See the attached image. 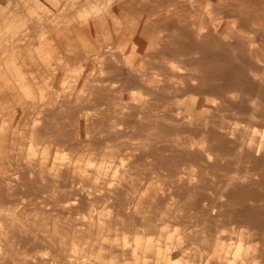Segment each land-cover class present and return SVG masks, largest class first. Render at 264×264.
<instances>
[{
	"label": "bare ground",
	"instance_id": "bare-ground-1",
	"mask_svg": "<svg viewBox=\"0 0 264 264\" xmlns=\"http://www.w3.org/2000/svg\"><path fill=\"white\" fill-rule=\"evenodd\" d=\"M0 115V143L51 131L120 159L111 179L77 158L50 166L59 264H264V0H0ZM123 118L146 137L156 122L158 137L132 146ZM135 163L151 165L146 188ZM37 166L0 157L4 244L38 237L18 196L37 184L30 172L45 175ZM1 245L0 264H47Z\"/></svg>",
	"mask_w": 264,
	"mask_h": 264
},
{
	"label": "rangeland",
	"instance_id": "rangeland-1",
	"mask_svg": "<svg viewBox=\"0 0 264 264\" xmlns=\"http://www.w3.org/2000/svg\"><path fill=\"white\" fill-rule=\"evenodd\" d=\"M218 4L222 5L223 3L219 2ZM218 15L220 14L210 13L209 10H207L204 20L210 21V17H216ZM120 81L121 80H118V82L116 81L117 83L115 84H121L122 82ZM53 86L54 87H51L52 89H58V95L65 92V89L64 91L63 89H59L62 86V82L53 81ZM134 87L135 91H139L138 86ZM66 91L70 92V90L68 91L67 89ZM63 94L62 96L57 95V97L62 98L64 96ZM193 95L194 94L190 93L188 95V99L193 97ZM16 108L19 110L21 107L19 108L18 104ZM184 109H188L187 111L190 112L191 108L190 105H188V102L185 104ZM160 112H162V108L155 107L154 109H152V111L149 112L148 119H156ZM224 114L232 115L233 110H228L224 112ZM18 120L19 117L16 116L14 121L17 122ZM116 121L125 130V136L123 137V139L129 141L132 146L133 143L145 145L146 142H149L152 139L156 140V138L158 137L156 122H153V126L151 128L154 134L146 137L145 135L139 136L136 134L139 132L138 125L129 127V130L131 131H128L127 126L129 122L126 119H116ZM1 124L2 118L0 115V126ZM19 128H21L23 131L20 132V134H25L28 132L29 123L21 120ZM66 128L68 129L70 128V126H67ZM133 131H136V133H133ZM72 141H74V138L72 139ZM70 142L66 143V145L64 143L59 144V139H55L52 135V132L50 131L49 136L42 139L31 138L27 136L26 138L22 139L21 143L19 144H13L10 142L0 143V147H3L5 149V151H0V157H3V160L6 162V166L12 164L13 161L18 158H33L38 163V166L36 168L40 170L41 166L43 165L45 173V175H42L40 179H38L37 175H34L32 174V172H30L26 177L29 180H33V183L37 184L34 186L23 187V189H21L20 193L18 194L21 201L19 205V213H22L21 221L22 223H27L29 231L32 232V234L30 235H35V237H38L35 240H30L26 243L12 241L9 242V244H4L0 240V242L3 244V246L1 245L2 249L4 248L1 255L5 254V251L16 253L20 250L22 251V254H20L21 259L29 258L31 260L35 256H42L46 258L47 264H59V222L60 220L64 219V212L62 214L59 212V203L57 200L59 198V169L58 171L53 170L52 168H50L51 165H57L59 164V161L62 160L77 158L79 159L78 162L84 163L87 166H96L98 164L101 165V174L107 177V179H111L114 177L112 166L119 164L120 159L116 156L112 147L103 146L102 148H100L98 145H88L84 147L81 146L80 150H76L73 148ZM86 155L91 156V160L86 159ZM135 165L137 166V168L133 169L131 172L133 173L134 177L142 178V181L145 185L144 188H146L148 181L145 179V176H147L149 170H151V165H140L139 163H135ZM37 169H33V171H37ZM20 175L21 173L18 174V176ZM56 176H58V179L54 180L53 178H56ZM19 178L22 179L23 177ZM37 179L39 180L38 182L36 181ZM160 180L165 181L161 178L159 179V181L154 180V183L158 185L160 183ZM62 187L63 186H61L60 189H62ZM8 205L10 204H4V206ZM84 210H82V216L85 215V217L88 218V212L91 211L88 209H86L88 210V212ZM92 212L96 213L97 210H94ZM82 216H80V218H82ZM47 223L49 224L47 225ZM47 226L49 227V230H43L46 229ZM35 230H37V232H34ZM164 231H168V234L174 233L175 237H178L177 232L173 231V227L170 225H165ZM166 237L167 234L164 236L165 240H167ZM223 237L226 239H231L235 237V234L226 232L224 233ZM121 264H126L125 260H123Z\"/></svg>",
	"mask_w": 264,
	"mask_h": 264
}]
</instances>
